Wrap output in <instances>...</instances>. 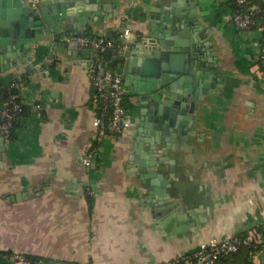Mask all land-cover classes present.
<instances>
[{
	"label": "crops",
	"instance_id": "0c3cea01",
	"mask_svg": "<svg viewBox=\"0 0 264 264\" xmlns=\"http://www.w3.org/2000/svg\"><path fill=\"white\" fill-rule=\"evenodd\" d=\"M103 1L117 19L88 32L108 28L119 40L124 26L131 38L147 20L160 23L174 11L183 17L195 9L198 26L187 29L190 39L208 41L216 52L222 86L200 103L194 135L168 150L181 192L171 195L180 203L152 213L158 196L146 186L154 184L143 186L141 171L128 157L134 143H148L154 107L139 105L125 84L130 127L106 136L91 167L84 166L85 149L96 145L97 106L86 69L74 60L81 47L60 40L49 60L53 33L47 29L36 37L39 27L20 24L4 39L17 40L19 30L27 29L37 46L29 52L31 60L17 64L0 49V94L16 90L24 108L14 135L0 144V264H11V252L44 264L157 263L211 238L251 229L263 247L249 264H264V77L255 73L260 23L249 31L237 28L230 18L232 0ZM181 221L194 226L180 227Z\"/></svg>",
	"mask_w": 264,
	"mask_h": 264
},
{
	"label": "water",
	"instance_id": "95a60500",
	"mask_svg": "<svg viewBox=\"0 0 264 264\" xmlns=\"http://www.w3.org/2000/svg\"><path fill=\"white\" fill-rule=\"evenodd\" d=\"M0 49L5 48L7 56L14 64L23 59L31 60L29 56L32 47L37 46L34 39L27 38V29L19 30L17 40L4 39L6 32L15 34L14 28L20 24L39 27L40 34L46 35L47 29L53 33L54 44L47 58L52 60L60 40L64 44L67 37L72 35L100 34L113 41L114 49L101 52L97 49L81 47L79 59L83 69L90 65L82 59L94 60L99 63L101 56L102 70L112 67L122 77V81L129 88V93L137 95V102L143 106L153 105V124H148L149 141L145 146L133 144L129 159L138 166L150 192L158 198L152 209L160 210L176 208L180 199L172 196V192L181 195L174 175V159H170L168 150L178 149V139H186L194 135L192 122L203 101H207L221 84V69L216 67V52L208 41L195 43L190 39L187 29L198 26L195 16L196 10L191 9L189 16L181 17L180 12L167 15L164 22L155 23L147 20L141 25L140 31L126 40H113L108 28L99 32H88L97 23L117 19L108 12L110 5L103 0H39L32 5L25 0H0ZM151 18V17H150ZM124 28V26H123ZM24 32V36L22 33ZM203 36V34H199ZM60 44V43H59ZM69 46V45H68ZM1 56L3 51L0 50ZM202 104V103H201ZM139 126L144 123L140 121ZM4 137L0 132V144ZM155 170L154 175L149 168ZM151 180V181H150ZM194 223L180 222V227H193ZM179 228H177L178 230Z\"/></svg>",
	"mask_w": 264,
	"mask_h": 264
},
{
	"label": "built area",
	"instance_id": "2783aa9c",
	"mask_svg": "<svg viewBox=\"0 0 264 264\" xmlns=\"http://www.w3.org/2000/svg\"><path fill=\"white\" fill-rule=\"evenodd\" d=\"M28 1L32 5L36 4V0ZM262 2L264 0H235L240 9L231 13L232 23L241 30H252L256 26V19L261 11ZM260 30L255 73L258 77H264L263 71L260 70V67H264V24L260 25ZM131 31L127 27L123 28L119 33V37L126 40L129 38ZM66 40L75 42L80 47L93 48L101 52L116 47L113 41L100 34L72 35L67 37ZM86 74L93 87L92 102L97 106V114L93 118V125L96 130V145L85 149L81 157L84 166L90 168L96 154V147L100 145L106 136L117 135L128 129L130 121L124 105L126 90L121 75L116 73L113 68L102 70L99 64H90L86 67ZM8 90H10V87ZM23 109V106L17 101L16 94L9 92L0 109V132L4 139L9 137L12 124ZM84 187L86 194L91 195L93 193L89 184ZM261 243H263L261 236L254 229H251L246 231L242 237L231 234L224 238H211L198 245L196 249L188 254L176 256L172 260L143 264H170L171 261L180 262L181 264H216L219 258L235 253L242 247L251 246L252 244L256 247L257 244ZM8 258L11 264H44L40 259L29 258L27 255L18 252L9 253Z\"/></svg>",
	"mask_w": 264,
	"mask_h": 264
},
{
	"label": "trees",
	"instance_id": "16d2710c",
	"mask_svg": "<svg viewBox=\"0 0 264 264\" xmlns=\"http://www.w3.org/2000/svg\"><path fill=\"white\" fill-rule=\"evenodd\" d=\"M239 9H240V7L236 5L235 0H232L231 11L235 12ZM256 20L258 21V23H260V25L264 24V2H262V4H261V11L258 14ZM113 64H115L114 61H113ZM260 70H262L264 73V67H260ZM9 92L13 93V94H17L16 90H12V89L8 90V88H7L5 91V89H4L3 93L0 94V99H1L0 100V109L2 108L4 102L6 101V98H7V95L9 94ZM124 105H125V98H124ZM21 113L18 114L14 123L12 124V128L10 129L9 137L7 139L11 138L14 135L15 129L17 127L16 126L17 120H18V117ZM245 233H246V231L245 232H239V233H236V235L239 237H242L243 235H245ZM262 247H263V243L257 244L256 247H254L253 244L251 246L242 247L241 249H239V251H237L235 253H231L227 256L219 258L218 261L216 262V264H249L251 256L254 255L256 252H258ZM27 257L35 258V257H31V256H27ZM35 259H40V258H35ZM40 260H42V259H40ZM170 264H181V263L171 261Z\"/></svg>",
	"mask_w": 264,
	"mask_h": 264
}]
</instances>
